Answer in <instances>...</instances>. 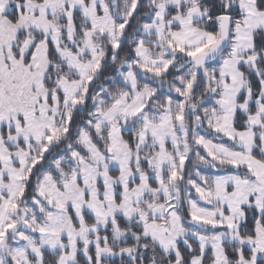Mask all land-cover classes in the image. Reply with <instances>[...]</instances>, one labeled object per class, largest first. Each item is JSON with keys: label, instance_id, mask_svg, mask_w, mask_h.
Here are the masks:
<instances>
[{"label": "snow or ice", "instance_id": "snow-or-ice-1", "mask_svg": "<svg viewBox=\"0 0 264 264\" xmlns=\"http://www.w3.org/2000/svg\"><path fill=\"white\" fill-rule=\"evenodd\" d=\"M0 264H264V0H0Z\"/></svg>", "mask_w": 264, "mask_h": 264}]
</instances>
